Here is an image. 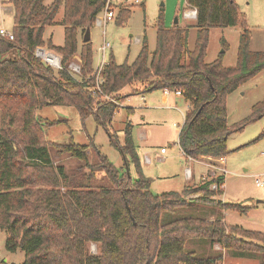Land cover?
<instances>
[{
  "label": "trees",
  "instance_id": "obj_1",
  "mask_svg": "<svg viewBox=\"0 0 264 264\" xmlns=\"http://www.w3.org/2000/svg\"><path fill=\"white\" fill-rule=\"evenodd\" d=\"M106 1H8L14 38L0 33V227L7 233L6 247L25 251L19 264H219L222 251L202 254L191 248L202 243H219L239 256H264L263 233L229 225L221 212L208 218L198 207L194 210L197 201L245 210L214 197L224 193V187L211 188L214 182L225 183L223 173L187 184L181 191L150 190L152 179L142 171L130 120L121 150L130 156L136 177L119 170L97 146L96 159L90 162L88 144L46 138L39 107L71 103L83 117L94 113L107 124L126 96L167 87L180 89L189 103L178 139L185 155L199 159L228 153L232 129L227 95L264 69V51L249 48V28L236 1L186 0L197 10L195 48H188L187 27L160 23L155 49L150 52L144 40L132 63L119 64L111 54L98 88L91 40L79 50L80 78L69 64L78 52L79 33L83 35L89 23L92 26ZM61 5L63 17L58 21ZM239 21L244 30L237 65L225 67L219 59L206 62L210 28ZM56 24L64 26L63 45L44 39L46 27ZM45 44L59 52L61 67L55 69L36 54ZM261 116L264 99L253 105L247 120ZM51 146L81 162L76 174L54 163ZM96 171L104 172L99 183ZM195 192L199 194L191 196ZM91 242L98 244V253H91Z\"/></svg>",
  "mask_w": 264,
  "mask_h": 264
},
{
  "label": "rangeland",
  "instance_id": "obj_2",
  "mask_svg": "<svg viewBox=\"0 0 264 264\" xmlns=\"http://www.w3.org/2000/svg\"><path fill=\"white\" fill-rule=\"evenodd\" d=\"M9 0H0V23L7 29L14 23L13 14L8 11ZM53 0H45L51 3ZM239 11L249 28V48L252 51H264V0H235ZM114 16L103 24L96 20L91 26L93 67L96 68L102 61L99 47L104 41L111 43L107 50L106 59L112 54L117 63H132L138 56L144 40L147 41L150 52L157 43L158 25L163 23L171 26L178 17L179 25L188 28L187 45L190 50L196 46L198 28L194 17L186 15L191 11L186 0H112ZM64 7L61 5L56 19L63 17ZM102 10L97 17H103ZM48 36L56 45H63L65 31L62 24L48 28ZM244 30L242 21L232 26H213L209 30L208 45L205 61L212 62L219 59L223 66L231 67L238 63V51L241 34ZM50 39V38H49ZM47 41V40H46ZM83 43L82 33L78 35V44ZM47 51L57 52L43 45ZM78 52L71 58V62L80 64ZM59 54V52H57ZM61 56V55H60ZM43 59V58H42ZM44 60V59H43ZM55 69H57L55 67ZM72 71L75 77L80 78L77 71ZM157 91V89H156ZM150 92L133 93L126 96L116 110L111 122L103 124L94 113L83 117L78 107L71 103L49 104L39 107L43 129L47 139L60 143L76 142L88 144V158L93 162L96 158L94 146L121 171H127L136 177V169L128 154H123L121 146L125 142L124 127L129 120L132 124L146 123L147 137L138 140L136 146L141 158L144 175L151 177L150 190L161 193L169 190L181 191L187 184H195L211 175H224V193L216 194V199L223 202L240 204V208H224L217 202H194L208 218H213L219 212L223 214L229 225H240L245 229L259 231L264 234V186L257 185L255 178L264 174V116L247 120L252 113L255 103L264 99V69L249 77L235 90L227 95L228 125L232 129L227 139L228 153L224 155L223 171L219 168H209L207 160L189 159L183 154L179 145L180 127L184 124V114L188 103L183 102V112L174 117H166L158 113L157 109L146 108L144 97ZM96 103V101H95ZM134 107V113L128 112V107ZM97 110L93 107V112ZM47 120H56L48 124ZM177 124H180L178 126ZM239 124L242 127H238ZM165 148V152L161 149ZM51 155L54 163L63 164L66 171L76 174V168L81 162L66 153H58L51 146ZM194 170V177L188 181L187 168ZM209 169V170H208ZM213 169L214 173L210 170ZM88 171V169H85ZM208 170V171H207ZM205 173V174H204ZM203 174V175H202ZM104 172H95V183L103 179ZM199 192L192 193L197 196ZM7 233L0 227V264H19L25 260V251L18 248L10 251L6 247ZM202 254L214 250L223 252V259L219 264H264V256H239L216 243L201 245L192 244ZM91 253L100 251L98 244L90 243Z\"/></svg>",
  "mask_w": 264,
  "mask_h": 264
},
{
  "label": "built area",
  "instance_id": "obj_3",
  "mask_svg": "<svg viewBox=\"0 0 264 264\" xmlns=\"http://www.w3.org/2000/svg\"><path fill=\"white\" fill-rule=\"evenodd\" d=\"M135 1L138 2L139 0H135ZM111 2H112V0H107L106 1L105 5H104V7L102 9V10H104V16L103 17H96V21L99 24H103L106 21H108V20L113 18L114 11H113V8H111ZM196 13H197V10L195 8H193L191 11H186L185 14L190 16V17H196ZM0 33L2 35H4V36L8 37L9 39H13L14 38L12 31L6 29L5 27H2V26L0 27ZM111 47H112V45L108 41H104L103 44L99 47V51H100V53L102 55V61L94 69L96 84H97L98 88H99V84L102 82V73H101L102 72V68H103L104 64L108 60V59H106L107 50L109 48H111ZM36 54L38 56H40L41 58H43L44 61L47 64L51 65L52 67H54V68L55 67L56 68L61 67V56H60V54H58L56 52H52V51H47L46 48L43 47V46L37 47ZM69 68H70V70L77 71L79 73L80 64H77L75 62H71L69 64ZM170 91H173L176 94L182 95V91L180 89H170V88H167V87L164 88V92L165 93H168ZM177 125L180 126V124H177ZM182 126H183V124H182ZM182 126L180 127V130H181ZM161 151L165 152V148H162ZM207 163H208V165H211L214 168H219V169H222L223 171L225 170V168L219 167L218 164H216L214 162L213 163L207 162ZM187 175H188V177H191V175H192L191 168H187ZM255 182H256L257 185L264 186V174L257 175L256 178H255ZM221 187H224V183L214 182L211 185V188H213V189H219Z\"/></svg>",
  "mask_w": 264,
  "mask_h": 264
},
{
  "label": "crops",
  "instance_id": "obj_4",
  "mask_svg": "<svg viewBox=\"0 0 264 264\" xmlns=\"http://www.w3.org/2000/svg\"><path fill=\"white\" fill-rule=\"evenodd\" d=\"M194 22H196V17H194ZM1 26L4 27L2 23H0V27ZM49 27H51V26L46 27V30L44 32V39L45 40H48L49 38L52 40V38L48 36V32H49L48 31L49 30L48 28ZM11 29H12V27L9 28L8 30H11ZM91 39H92V34H91ZM52 42H53V40H52ZM78 47L80 49L81 43L78 44ZM149 92L150 93H149V96L147 98H145V96H143L144 97V106L146 108L157 109L159 114L165 115L166 117H174V116H176V114L182 113L183 112V108H182V104L181 103L183 102V100H184V102L188 103L182 95L176 94L173 91H170L168 93H165L164 92V89H157V91L155 89V90H152V91H149ZM143 94H145V93H142V95ZM120 103H121V101H120ZM188 105H189V103H188ZM187 108H188V106H187ZM187 108H186V110H187ZM186 110H184L185 113H186ZM184 118H185V114H184ZM147 132H148V129L146 127V123H136V124H133L132 136H133V141H134V143H135L136 146L138 145L137 144L138 143V140L147 137ZM183 154L185 155L184 152H183ZM188 158L191 159V160H194V158H191V157H188ZM202 158H203L204 161L207 160L206 162H210V163H213L214 162L216 164H222V165L224 164V160H225L224 159V156L203 155V156H201L199 158V160L202 159ZM208 166L210 168L211 165H208ZM223 167H224V165H223ZM211 168H213V167L211 166ZM191 170H192L191 177H188L187 171H186V176L188 177V181H191L193 179V177H194V170L192 168H191ZM211 171L213 172L214 170L211 169L210 172Z\"/></svg>",
  "mask_w": 264,
  "mask_h": 264
},
{
  "label": "water",
  "instance_id": "obj_5",
  "mask_svg": "<svg viewBox=\"0 0 264 264\" xmlns=\"http://www.w3.org/2000/svg\"><path fill=\"white\" fill-rule=\"evenodd\" d=\"M174 23H178V17L175 18V22ZM89 40H91V24L90 23L86 26L85 32H84V34L82 36V41L83 42H86V41H89ZM128 174H129V172H128Z\"/></svg>",
  "mask_w": 264,
  "mask_h": 264
}]
</instances>
